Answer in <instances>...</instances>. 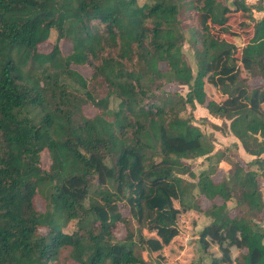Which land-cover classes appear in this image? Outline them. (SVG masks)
Masks as SVG:
<instances>
[{
  "label": "trees",
  "instance_id": "obj_1",
  "mask_svg": "<svg viewBox=\"0 0 264 264\" xmlns=\"http://www.w3.org/2000/svg\"><path fill=\"white\" fill-rule=\"evenodd\" d=\"M235 11L253 21L241 48L220 37ZM253 77L264 81V0H0V264H164L152 255L185 220L196 239L171 264H264V91ZM196 104L230 120L251 159L231 160L218 181L223 151L184 115ZM201 157L197 181L182 177Z\"/></svg>",
  "mask_w": 264,
  "mask_h": 264
},
{
  "label": "rangeland",
  "instance_id": "obj_2",
  "mask_svg": "<svg viewBox=\"0 0 264 264\" xmlns=\"http://www.w3.org/2000/svg\"><path fill=\"white\" fill-rule=\"evenodd\" d=\"M249 2V0H246ZM253 18H259L262 16V12L253 10ZM245 13H242L240 11L232 12L229 15V19L227 21L228 25V31L226 33H221L220 36H225L229 40L233 41L234 44L241 48L247 39L250 36V33L252 32V19L246 18ZM214 33L217 34L216 27L213 29ZM219 36V34H218ZM56 39V33L54 31L51 32L49 40L41 43L39 45V50L42 52H48L51 47V43L54 42ZM59 47L62 51V53H67L69 51V43L67 41H60ZM183 50L185 52V55L187 56V59L190 62V65L192 66L193 72L196 70L195 66V60L193 58L192 49L190 48L189 44H184ZM239 51L237 50L235 55L238 56ZM242 68V67H241ZM77 70L82 73L84 76H87L90 73V67L88 66H80L77 67ZM241 70L244 71L242 68ZM249 84L252 86H261L262 90L264 91V81L259 77H253L249 79ZM170 89H174L179 91L180 94L185 95L187 92L186 86H181L177 84H173L169 86ZM262 91V92H263ZM260 97H264V92L260 94ZM239 104H235V107H237ZM234 106V105H233ZM259 109L264 110V103L259 105ZM82 111L85 116H93L96 113V109L92 107L91 105H83ZM185 116H192L193 122L195 125H197L202 132H204L207 135H210L213 139L214 144V150L213 152H221L223 151V157L222 160L218 161L217 164L215 162V166H218V171L213 175V179L215 181H218L222 178V176L227 172V169L229 167L231 160H237V158H241V160L244 162L246 160H251L250 157L244 152L241 143L236 139V137L233 136V134L229 130V124L230 120L218 117L215 115L210 114L207 109H205L202 105L196 104L194 107H190L189 105H186V111L184 112ZM212 152V153H213ZM264 156V155H263ZM215 159V158H214ZM41 162L43 167H47L49 164V159L46 152H42L41 154ZM232 163V162H231ZM187 164L190 168V171L194 174V177L190 175L188 172L185 174H181L182 177L189 180L190 182H196L197 176L201 170L207 167L208 162L201 158H195V159H188ZM261 169L259 171L258 175V183L259 186L264 194V173H262ZM165 190L169 189L171 186L168 183L162 184ZM202 206L206 207L209 205V201L202 199ZM34 203L37 209L43 210L44 209V200L40 196H36L34 199ZM174 203H176V200L174 199ZM234 206V201L231 200L228 202V207L232 208ZM120 210L123 213H128L127 208L120 207ZM264 216V211H263ZM208 223V219L201 217L196 225V231L198 232L205 224ZM75 227V221H71L65 228L64 231H72ZM178 233L174 236L172 241H170L168 244H164L163 246L157 248V251L153 253L152 258H156L159 260H162L164 264H171L173 261L180 259L181 262H186L189 259V248L193 244V241L196 239L195 236H192V233L188 231V224L187 221H180L178 224ZM41 232H45V228L40 229ZM143 232L146 236V238H149L150 236H154V232L148 231V229L145 228V225H143ZM125 233L123 226L121 224L118 225L115 229V234L118 237H121ZM187 247V248H186ZM144 255L147 259L149 257L147 255V252L144 251ZM203 260L204 262L207 261V257L201 252V249L198 244L195 245V255H194V261ZM67 264H73L72 261H68Z\"/></svg>",
  "mask_w": 264,
  "mask_h": 264
},
{
  "label": "crops",
  "instance_id": "obj_3",
  "mask_svg": "<svg viewBox=\"0 0 264 264\" xmlns=\"http://www.w3.org/2000/svg\"><path fill=\"white\" fill-rule=\"evenodd\" d=\"M248 3H250V4L255 3V0H249ZM220 37H222V36H220ZM232 42H233V41H232Z\"/></svg>",
  "mask_w": 264,
  "mask_h": 264
}]
</instances>
